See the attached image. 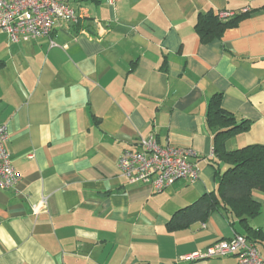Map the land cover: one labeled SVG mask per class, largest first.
<instances>
[{
    "label": "crops",
    "instance_id": "obj_1",
    "mask_svg": "<svg viewBox=\"0 0 264 264\" xmlns=\"http://www.w3.org/2000/svg\"><path fill=\"white\" fill-rule=\"evenodd\" d=\"M78 21L13 43L0 32V127L19 176L0 189V264H239L185 256L243 233L215 211L171 230L172 217L218 192L210 101L248 130L228 151L264 146V0H74ZM250 14L203 42L200 16ZM193 149L199 176L157 192L118 162L140 136ZM264 232V192L254 191ZM45 200V203L43 201ZM39 209V210H38ZM264 257V242L256 243Z\"/></svg>",
    "mask_w": 264,
    "mask_h": 264
},
{
    "label": "built area",
    "instance_id": "obj_2",
    "mask_svg": "<svg viewBox=\"0 0 264 264\" xmlns=\"http://www.w3.org/2000/svg\"><path fill=\"white\" fill-rule=\"evenodd\" d=\"M74 0H0V32L13 43L22 40H37L50 37L58 26L77 23L78 17L71 7ZM249 8L240 12H220V20H230L238 15L250 13ZM9 139L5 126L0 127V189H13L19 176L6 149ZM198 153L171 145L161 146L152 135L140 136L137 148L125 150L118 167L130 184L150 185L161 192L176 182L185 179L196 180L199 176ZM45 203V200L42 204ZM39 210V209H38ZM235 256L239 264H264V257L257 245L244 236L236 234L232 239L210 246L206 252L185 256L189 261L225 258Z\"/></svg>",
    "mask_w": 264,
    "mask_h": 264
},
{
    "label": "trees",
    "instance_id": "obj_3",
    "mask_svg": "<svg viewBox=\"0 0 264 264\" xmlns=\"http://www.w3.org/2000/svg\"><path fill=\"white\" fill-rule=\"evenodd\" d=\"M242 14L230 20H220L218 15L200 16L196 29L203 42L219 39L224 31L238 24L249 15ZM207 125L215 134L214 153L225 171L217 169L218 192L206 194L194 204L176 213L168 226L171 230L189 227L204 222L215 211L225 212L231 219H237L244 236L253 243L264 242V232L251 227L250 221L260 214V205L252 194L264 192V146L252 145L239 150L228 151V140L248 130L247 124H239L236 118L222 107L221 95L212 98L208 108Z\"/></svg>",
    "mask_w": 264,
    "mask_h": 264
}]
</instances>
